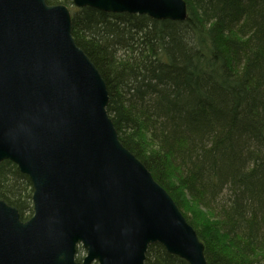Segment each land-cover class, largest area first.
I'll return each instance as SVG.
<instances>
[{
  "label": "trees",
  "instance_id": "1",
  "mask_svg": "<svg viewBox=\"0 0 264 264\" xmlns=\"http://www.w3.org/2000/svg\"><path fill=\"white\" fill-rule=\"evenodd\" d=\"M46 1L70 7L120 142L195 229L207 264H264V0H185L183 21ZM32 191L0 162V199L22 220ZM145 264L188 262L154 243Z\"/></svg>",
  "mask_w": 264,
  "mask_h": 264
},
{
  "label": "water",
  "instance_id": "2",
  "mask_svg": "<svg viewBox=\"0 0 264 264\" xmlns=\"http://www.w3.org/2000/svg\"><path fill=\"white\" fill-rule=\"evenodd\" d=\"M77 8L183 21L185 0H72ZM100 72L46 0H0V162L32 183L33 213L0 199V264H145L161 244L188 264L204 245L119 140ZM77 247L84 249L76 260Z\"/></svg>",
  "mask_w": 264,
  "mask_h": 264
},
{
  "label": "rangeland",
  "instance_id": "3",
  "mask_svg": "<svg viewBox=\"0 0 264 264\" xmlns=\"http://www.w3.org/2000/svg\"><path fill=\"white\" fill-rule=\"evenodd\" d=\"M70 8V7H69ZM84 254H85V251L83 250V249H81L79 252H77V254H76V257L77 258H79L80 260L83 258V256H84ZM79 260V261H80ZM91 264H98L97 262H93V263H91Z\"/></svg>",
  "mask_w": 264,
  "mask_h": 264
}]
</instances>
